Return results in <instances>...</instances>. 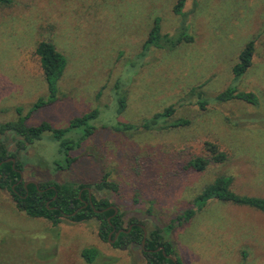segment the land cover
I'll return each instance as SVG.
<instances>
[{
	"label": "rangeland",
	"instance_id": "obj_1",
	"mask_svg": "<svg viewBox=\"0 0 264 264\" xmlns=\"http://www.w3.org/2000/svg\"><path fill=\"white\" fill-rule=\"evenodd\" d=\"M175 2L0 4V124L16 120L18 108L26 114L37 98L46 96L35 55L40 41H51L68 64L59 100L38 110L35 122L65 128L74 117L99 111L91 123L93 139L77 154L88 162L78 170L56 168L64 155L58 154L49 132L24 151H15L11 134L5 144L21 162L24 180L89 187L97 201L119 209L123 228L130 220L143 224L147 233L172 225L164 237L183 264H264V212L213 200L189 221L173 224L219 176L232 178L236 194L264 198V0H188L183 18L173 14ZM154 18L160 19L163 34L172 39L185 34L191 42L140 58ZM250 40L255 46L252 65L236 82L230 68ZM116 84L126 99L121 113L114 98ZM199 86L208 101L203 110L189 93ZM233 86L252 91L258 105L213 101ZM170 106L172 116L150 124L154 114ZM178 119L188 124L171 127ZM118 124L134 128L119 132L113 129ZM207 144L226 159L212 160ZM198 157L209 161L203 171L188 166ZM103 176L116 185L114 192L95 186ZM87 248L99 253L93 263L81 256ZM0 264L146 263L140 246L117 249L103 241L97 219L76 223L62 218L53 226L19 211L10 193L0 189Z\"/></svg>",
	"mask_w": 264,
	"mask_h": 264
},
{
	"label": "trees",
	"instance_id": "obj_2",
	"mask_svg": "<svg viewBox=\"0 0 264 264\" xmlns=\"http://www.w3.org/2000/svg\"><path fill=\"white\" fill-rule=\"evenodd\" d=\"M188 0H176L172 12L176 16L183 18L185 16L184 10ZM11 0H0V4H10ZM152 26L144 41L140 58L144 57L152 50H169L176 48L183 42L192 40L185 34L177 35L176 38H170L167 34L161 32V22L159 18H154ZM182 25V24H181ZM255 46L254 41L247 42L239 51L237 56V63L230 68L231 76L237 82L248 71L252 65L254 57ZM35 55L38 57L39 65L45 80L46 96L45 98H37L32 104L31 108L26 114H22L21 108L16 110L18 118L14 121L0 124V189L6 190L10 193L16 208L24 212L32 218H44L48 220L53 226L61 222V218L68 216V218L76 223L87 221L90 219H97L99 221V237L103 241L108 242V236L113 228L116 232H121L116 241L112 243L114 248L124 249L130 245H138L141 247L143 239V230L138 225H143L136 220H130L129 224H134L129 232L128 226L123 228L121 221V213L114 214L113 209L97 213L95 211H102L111 204L106 200L97 201L91 197L93 207L88 205L86 208H81L82 203L78 197V192L84 186H79L74 189L71 184L57 185L55 183H39V189L30 184L26 188L22 183L13 186L19 179L18 170L22 171V164L16 159L10 147L5 144V136L11 134L15 136L12 139V147L14 145L15 151H24L26 145H31L42 139L43 134L49 132L52 139L58 144V154L64 155V163H56V168L59 169H72L78 170L84 164V158L77 156L85 145L86 141L93 139L95 135V127L91 124L98 118L99 111L94 109L88 113L74 117L68 122L65 128L53 127L49 122H40L37 124L35 113L38 110L46 109L53 106L59 100V84L65 75L67 69V60L62 52H60L51 41H40L35 48ZM202 86L192 88L190 95L197 98V104L201 110L205 109L208 101L203 99ZM114 98L116 101L117 113H121L126 107V99L123 89L120 85L116 84L114 87ZM213 101L223 104L231 101H240L245 104L256 107L258 105V98L252 91L239 90L236 86L226 87L223 91L217 93L212 97ZM174 113L173 106L166 108L164 111L154 114L150 119L151 125H156L162 119L169 118ZM188 121L185 119H178L171 127L186 126ZM144 124V127L151 126ZM134 128L132 125L118 124L113 129L119 132L130 131ZM207 151L212 156L215 162H223L226 159L224 153H220L217 147L213 144H207ZM72 155V157H70ZM15 159V165L8 159ZM89 157H85V159ZM88 162V161H87ZM209 161L203 158H195L188 164L190 168L196 171H203L208 165ZM92 172H96L91 168ZM107 176H103L100 183L95 186L99 190H116V185L113 182L106 181ZM232 178L230 176H219L212 183L207 185L202 192L194 199L193 208L185 210L181 215H178L173 224H183L189 221L198 211L210 201L216 200L219 202L233 203L239 206H245L260 212H264V198L250 197L245 195L236 194L232 189ZM50 186H54L55 193ZM53 197L55 199H53ZM81 198L88 200L86 191L81 194ZM48 205L46 206V204ZM51 207H55L50 209ZM111 217L110 221L108 218ZM172 225H168L163 229L155 228L147 233L144 249L141 248L142 255L146 264H183L181 258L175 251L172 243L165 239L164 236L171 232ZM166 230V231H165ZM167 233H165V232ZM115 233L110 235V240L114 239ZM110 243V242H109ZM162 247L164 253L158 248ZM99 253L94 248H87L82 250L81 256L87 263H93L98 257Z\"/></svg>",
	"mask_w": 264,
	"mask_h": 264
},
{
	"label": "flooded vegetation",
	"instance_id": "obj_3",
	"mask_svg": "<svg viewBox=\"0 0 264 264\" xmlns=\"http://www.w3.org/2000/svg\"><path fill=\"white\" fill-rule=\"evenodd\" d=\"M18 172H19V179H18V181H17V183L13 186V188L16 186V185H18V184H20V183H22V185L24 186V184H26L27 183V186L28 185H30V184H32V185H34V186H36V188H38L39 189V183L38 182H36V181H34V180H24V175H23V172L21 171V170H18ZM32 182H35L36 184H33ZM26 186V187H27ZM25 187V186H24ZM25 187V188H26ZM51 187H54V186H50V189H52ZM40 190V189H39ZM53 190V192L55 193V195H54V197H56V191H54V189H52ZM88 190H90V188L89 187H84V188H82V189H80L79 190V192H78V197H79V199H80V202L82 203V206H81V208H86L88 205H89V199L86 201L85 199H83V198H81V194L83 193V192H85L86 191V195H89V192H88ZM40 191H43V190H40ZM90 194H91V190H90ZM53 197V199H55ZM91 197H93L92 195H91ZM48 203L49 202H47V204H46V206L48 205ZM85 203H88V205L85 207L84 206V204ZM53 208H55V207H51L50 209H53ZM111 217L112 216H110L109 218H108V221H110V219H111ZM63 218H68V216H66V217H63ZM39 219H44V218H39ZM62 219V218H61ZM139 226H141L140 224H138ZM134 226V224H129L128 225V231H130L131 230V228ZM144 226V225H143ZM118 232V231H117ZM113 233H115L116 234V230H115V228H113L112 229V231L110 232V234H109V236H108V240H110V235H112ZM118 237V236H117ZM114 238H115V235H114ZM117 239V238H116ZM114 240V239H113ZM113 240H110V241H113ZM116 241V240H115ZM114 241V242H115ZM113 242V243H114ZM142 248V247H141ZM143 249V248H142Z\"/></svg>",
	"mask_w": 264,
	"mask_h": 264
},
{
	"label": "water",
	"instance_id": "obj_4",
	"mask_svg": "<svg viewBox=\"0 0 264 264\" xmlns=\"http://www.w3.org/2000/svg\"><path fill=\"white\" fill-rule=\"evenodd\" d=\"M8 161H11L12 164L15 165V159L10 158V159L7 160V162H8ZM32 183H33V184H36L35 182H32ZM24 186L26 187V186H27V183L24 184ZM51 188H52V189H55V187H51ZM88 192H89V195H88L89 205H90L91 207H93V204H92V201H91L90 190H88ZM87 205H88V203H85V204H84L85 207H86ZM109 209H113V210H114V214H117V213H118V209H117L116 207H114V206L108 207V208H106L105 210H102V211H95V212L100 213V212L107 211V210H109ZM140 227H141V229L143 230V239H142V242H141V247L144 249L145 240H146V237H147V231H146V229H145V227H144L143 225H141ZM121 232H124V230H119L118 232H116L114 240H113V241L108 240V242H110V243L112 244V243L116 240L117 236H118ZM127 232H129V231H127ZM108 239H109V238H108ZM159 250H161V251L164 253V250H163L162 247L158 248L156 251H159Z\"/></svg>",
	"mask_w": 264,
	"mask_h": 264
}]
</instances>
